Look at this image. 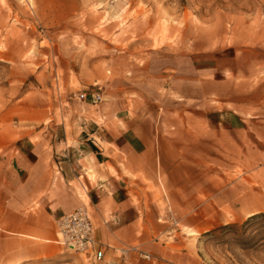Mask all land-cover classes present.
<instances>
[{"label":"rangeland","instance_id":"rangeland-1","mask_svg":"<svg viewBox=\"0 0 264 264\" xmlns=\"http://www.w3.org/2000/svg\"><path fill=\"white\" fill-rule=\"evenodd\" d=\"M122 85H151L171 106L161 114L193 115L196 133L210 117V157L193 166L214 209L200 229L179 224L180 262L264 264V223L242 226L264 212V0H0V158L26 137L71 135L81 92ZM58 246L20 264H90Z\"/></svg>","mask_w":264,"mask_h":264},{"label":"crops","instance_id":"crops-1","mask_svg":"<svg viewBox=\"0 0 264 264\" xmlns=\"http://www.w3.org/2000/svg\"><path fill=\"white\" fill-rule=\"evenodd\" d=\"M152 88L111 87L104 103L83 107L71 135L26 137L0 158V264L57 254L58 220L78 207L107 249L99 264H137L143 252L183 264L179 224L200 229L214 209L213 181L197 180L193 166L197 154L210 157V117L196 133L193 115L161 114L171 106Z\"/></svg>","mask_w":264,"mask_h":264},{"label":"built area","instance_id":"built-area-1","mask_svg":"<svg viewBox=\"0 0 264 264\" xmlns=\"http://www.w3.org/2000/svg\"><path fill=\"white\" fill-rule=\"evenodd\" d=\"M79 99L91 100L94 103L104 101L100 91L81 92ZM59 242L71 250L80 251L88 256L90 264H99L106 255V247H97L93 218L84 207L65 213L58 220ZM141 256L151 258V254L143 252Z\"/></svg>","mask_w":264,"mask_h":264},{"label":"trees","instance_id":"trees-1","mask_svg":"<svg viewBox=\"0 0 264 264\" xmlns=\"http://www.w3.org/2000/svg\"><path fill=\"white\" fill-rule=\"evenodd\" d=\"M259 219L262 220V222L264 223V212H259L258 214H254L252 216H250L247 220H245V222L243 223L242 226H247L252 224L253 222L259 221ZM239 225L237 223L234 224H225L224 226H220V227H216L214 229H212L210 232H216L218 230L221 229H225V228H235L238 227Z\"/></svg>","mask_w":264,"mask_h":264}]
</instances>
